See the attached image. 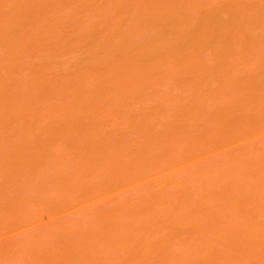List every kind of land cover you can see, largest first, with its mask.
<instances>
[{
    "label": "bare ground",
    "instance_id": "1",
    "mask_svg": "<svg viewBox=\"0 0 264 264\" xmlns=\"http://www.w3.org/2000/svg\"><path fill=\"white\" fill-rule=\"evenodd\" d=\"M0 264H264V0H0Z\"/></svg>",
    "mask_w": 264,
    "mask_h": 264
}]
</instances>
